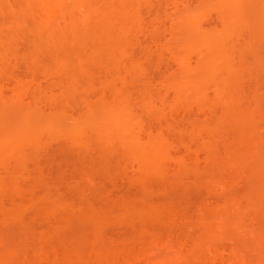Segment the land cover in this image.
Instances as JSON below:
<instances>
[{
  "label": "rangeland",
  "instance_id": "rangeland-1",
  "mask_svg": "<svg viewBox=\"0 0 264 264\" xmlns=\"http://www.w3.org/2000/svg\"><path fill=\"white\" fill-rule=\"evenodd\" d=\"M224 2L227 1L121 0L126 98L141 118V135L145 137L147 131L161 129L166 137L170 156L165 158L161 178L141 172L136 163L121 154L111 157L107 152L101 156L103 152L97 151V155L92 150L78 153L75 145L63 143L62 138V142L49 139L45 153L41 151L33 155L34 159H28L29 176L34 175L39 183H27V188L33 186V193L39 197L34 195L35 201L40 202L37 205L45 206L52 195L61 194L75 202H93L96 212L106 208L114 216L118 210L114 204L119 200L122 202L126 197L135 201L140 197V201L154 205L156 211L163 209L166 212L163 220L156 216L157 221L153 219L155 223L150 228L146 226L145 231H140L138 221L130 224L116 219L93 228L94 224L86 217L75 218L74 213L68 212L67 223L53 228L48 221L35 218L32 208H24L27 209L24 213L22 208L19 213H23L21 219L25 214L24 220H0V242L8 249L4 255L8 264H62L61 257L66 252L73 254L74 249L79 251L73 258L76 264L87 261L88 264H264V0H241L235 5ZM1 5L4 7L0 2ZM3 7L5 12L19 18L27 14L19 12V8L7 11V6ZM238 16L243 22H233ZM223 17L230 18L232 31L233 51L227 59L229 70L208 76L199 60L205 52L202 34L210 33V38H214L212 34H218L224 26ZM26 28L22 26L19 32L25 33ZM21 34L12 42L14 45L6 60L9 63H4L3 70L0 67V86L7 91L3 96L10 98L14 83L28 82L32 77L36 80L32 78L31 85L34 87L37 81L36 86L45 84V89L41 87L49 95L47 86L53 78L47 74L46 78L36 68L39 65L34 66V57L27 55L31 41ZM37 54L36 59H45L44 53ZM93 68L94 72L99 70ZM91 77L94 82L98 81L97 74ZM178 81H184L190 88L186 97L199 90L207 100L201 105L173 103L178 94ZM53 87L51 91H58ZM81 89L71 97L57 95L62 98H57L62 101L57 100L58 109L61 105V109L72 105L66 111L70 118L85 111L84 97L93 101L100 93L99 86L95 90L86 89L87 92L82 86ZM217 93L236 100L232 103L218 100ZM22 99L26 102L28 96L22 95ZM150 99L155 109L151 105L152 112H146L141 107L142 100ZM48 103L42 106L47 110L42 108L41 112L48 114ZM178 156L182 160L174 162ZM42 186L50 189L48 200L45 195L40 196ZM3 202L8 206L7 199ZM101 204L105 205L101 207ZM220 206L225 207L226 214L229 212L225 217L230 220L225 219L227 223L224 221L219 228V217L211 212ZM168 212L171 214L166 217ZM201 224L210 229H202ZM43 229H51L49 238L42 234ZM59 242L67 249L63 246L64 250H59ZM45 249V257L53 256V259L47 257V260L42 255L45 258L41 256L42 261H31L33 255L44 254Z\"/></svg>",
  "mask_w": 264,
  "mask_h": 264
},
{
  "label": "bare ground",
  "instance_id": "bare-ground-1",
  "mask_svg": "<svg viewBox=\"0 0 264 264\" xmlns=\"http://www.w3.org/2000/svg\"><path fill=\"white\" fill-rule=\"evenodd\" d=\"M225 1L232 3V5L237 4L239 1L241 2V0ZM0 2L4 4V7L5 5L7 6V11L8 9L11 10V8H19L17 9L19 12L24 15L27 13L25 17L21 16L19 18V16H14L9 14V12H5L6 10L4 11L2 9L3 6H0V67H2V70L4 63H9L6 60L12 50L11 45H14L12 42L22 33L19 32L20 28L25 26L27 27V34H25L26 32L22 34L31 41V47L29 51L27 50L28 57H34V63H37L36 65L34 64V66L39 65L36 68L40 69L42 74L45 76L47 74L49 78L50 76L53 78L50 82V86H47V89H50L49 95L45 93V84L43 86L41 85L44 89L38 86V81L36 83L38 84L37 86L36 84L34 87V84L31 85L32 78L36 80L34 77L30 79L31 82L29 80L24 83L16 79L19 82L16 84L14 83L10 98L9 96H6V98L4 97L7 95L5 93L6 90H2L0 86V220L8 219L11 222H16V220L18 222L24 211L26 212L27 209L31 208L35 218L43 219L45 223L48 221L49 224H53V226H51L53 228L55 225L58 228V226H64V224L67 223L68 212L75 214L76 217L73 215V218L79 216L80 218L81 216L82 218L86 217V219L90 220H87L88 222L94 224L92 225L93 228L99 227V223L102 224L105 221L108 222V220L112 221L111 219H116L117 221H124L130 224L131 222L132 224L138 223L139 225L137 226H139L138 228H140V231L142 229L145 231L146 226L148 228L150 225H153L151 224L152 222L155 223L153 219L156 218L157 221V217H159L160 219L158 218V220H163L164 216L162 217V215L166 214V212L163 209H159L162 213L156 211L157 208H155L154 205L147 204L148 202L145 203L143 199L140 201V197L139 199L136 198L137 201L136 199L132 201L126 199V197H122L124 198L122 202L119 200L117 204H114L116 206L118 205L116 215L111 216L106 208H101V210L96 212L95 210L97 207H95L96 205L93 204V202L86 201L88 204L85 203V201L75 202L74 200L65 198V196L61 194L52 195L51 197L49 193L50 189L46 190L47 186H42L43 189L40 196H42V198L46 196L47 198L45 197V200H48L49 195V197H51L50 201L49 203H47V201V205L45 206L39 205L40 202L35 201L37 200L36 198L39 197L37 194L33 193L31 189L33 186L31 185L29 189L27 188L31 183H39L34 175V179L31 178L32 176H29L31 173L28 171L29 168H27L28 159H34V156L37 155V153L40 154L39 152L41 151L45 153L44 147L46 143H50L52 140L54 141L55 138L56 142L61 141L62 138V141L65 139L63 143L72 144L71 146L75 145L76 149L78 148L76 151L78 153L82 152L85 154L86 151L92 150L103 152L100 153V155H104V153L108 152L111 157L117 154L120 156L121 154L127 160L132 161L133 164L136 163L138 170H142L141 172H145L146 174L150 173L148 175L154 174L153 176L158 175L157 177L159 178L162 177L159 175L163 172L162 166H164L166 162L165 158H168V155L170 156L166 137L163 132L160 131L161 129L147 131L145 137L141 135V126H143L141 125V118L138 113L134 111L133 107L130 106L131 103H129L126 98L127 80L122 63V57L126 50L122 33L124 15L121 0H0ZM227 2L224 3L228 5ZM28 13L29 15L33 14V16H29ZM30 17L31 19H29ZM243 20L244 19L238 16L234 18L233 22L240 23L243 22ZM229 21L230 18L228 17L223 19L224 26L218 34H212L214 38H210V33L202 34L205 52L200 55L199 60L201 68H203L204 73L208 76L229 70L227 59L233 51L230 42L232 31ZM40 52L44 53V56L46 55L45 59L44 57H39L40 60L36 59L37 56L35 57L34 55L37 53L40 54ZM93 67L99 70L94 72L92 71ZM93 73L97 74V77H99L97 82L92 80L91 75ZM40 84H42L41 80ZM95 85L99 86L100 90V93L96 97L97 99L93 98L96 100L91 101L84 97L85 106H83L85 107V111L83 110V113L81 112L80 115L78 114V117H75V114L73 118H70V113H66L67 109L72 107L70 104L73 103H70V101V107H67V109L64 107L66 110L64 108L61 109L62 105L60 109H58L59 103H57V100H61L62 98L60 99V96L58 98L57 95L71 97L78 89H81V86L84 87L83 90L85 92L86 89L87 91L88 89H96L97 86ZM53 86L58 88V91H56L58 93L51 91ZM176 86L178 94L173 98V103L188 104V102H196V104L201 105L205 99L207 100L199 90L190 92L193 93L192 96L186 97L190 88L187 87L188 85H186L184 81L176 82ZM88 93L90 94L91 92ZM22 95L28 96L26 102L22 99ZM221 95L220 93L216 94V97L219 98L218 100L221 99L229 103L236 100V98L234 99L232 96L222 97ZM217 98L215 100H217ZM44 99L49 102L47 104V107L49 105L48 109H50L48 114L46 111V113L43 111L41 112L42 106L46 107L45 104L47 103ZM41 101L46 102H43V104ZM151 101L142 100L141 107L144 111L146 110L147 112L148 110L150 112L151 110L149 109L151 108L149 107H151V105H153L155 109L154 101ZM60 103H62V101ZM223 106H225V104ZM44 109L45 108H43V110ZM226 109L228 110V108ZM73 113H71V116H73ZM66 114L69 116L66 117ZM49 139H51L50 142L48 141ZM66 145H64V147H68ZM178 157L174 158V162L176 159V162L182 160V156L179 157L180 159H178ZM178 163L180 164L181 162ZM12 167H17L18 170H16V168L15 171ZM26 180L28 181L26 182ZM30 180L31 182H29ZM262 187H264V183ZM29 190H31V192ZM34 195H36V198ZM4 199L9 201L8 206H5L3 202ZM42 200L43 199H41V201ZM37 202L39 203L38 205ZM26 204L30 205L25 207ZM104 205L105 204H101L100 206L103 207ZM89 206L91 208H89ZM18 208L19 210L16 211ZM24 208L27 209L24 210ZM20 209H22V211L24 210L21 214L19 213ZM224 209L225 207L220 206V208L215 210L212 209L213 211L211 212L214 214L216 213L219 217L217 221L219 226L216 225L219 228L224 225L223 222L229 216V212L227 211L228 213L226 214ZM65 214H67L66 217ZM168 214L170 216L171 213L168 212L166 217H168ZM24 216L25 214L22 216L21 220H24ZM70 217L72 218L71 215ZM215 217L216 216H214V218ZM48 223L47 225H49ZM202 226L204 230H207V228L208 230L210 229L207 225ZM45 231H43L44 233L42 234L45 237L48 235L50 236L51 233L48 230ZM136 232H138V229ZM49 236L47 238H49ZM3 246L4 245L0 242V264H8V260L4 257V255L8 254V249ZM63 246V243L59 242L58 249L60 250ZM64 248L66 247L64 246ZM61 249L64 250L63 248ZM74 250L75 252L72 251L73 254H68V252H66L67 254L61 257V259L63 258L61 261L62 264H76L73 258L78 256L77 253H79V251L77 249ZM55 251L57 252L58 250ZM42 252H44V254H39V256L35 257V255H33L30 258L32 259L31 261L41 260L42 255L45 257L46 249ZM107 253L105 256L109 255H107ZM113 253H110V256L111 254L113 255ZM55 254L56 253H54V255ZM98 255L100 254L98 253ZM56 256L54 258H56ZM47 257L45 258L47 259ZM52 257L53 256H50V258ZM214 258L216 259V257ZM88 262L89 261L86 263L88 264ZM84 263L85 262H83V264Z\"/></svg>",
  "mask_w": 264,
  "mask_h": 264
}]
</instances>
